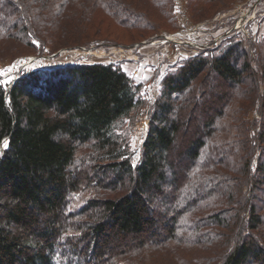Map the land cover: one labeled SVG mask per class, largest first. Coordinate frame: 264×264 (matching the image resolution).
<instances>
[{"label":"trees","instance_id":"1","mask_svg":"<svg viewBox=\"0 0 264 264\" xmlns=\"http://www.w3.org/2000/svg\"><path fill=\"white\" fill-rule=\"evenodd\" d=\"M100 11L141 36L177 25L173 0H0V43H108L86 34ZM161 86L133 166L119 130L146 102L120 64L0 78V264H264V39L230 36Z\"/></svg>","mask_w":264,"mask_h":264},{"label":"rangeland","instance_id":"2","mask_svg":"<svg viewBox=\"0 0 264 264\" xmlns=\"http://www.w3.org/2000/svg\"><path fill=\"white\" fill-rule=\"evenodd\" d=\"M215 1L221 3L214 6L217 3L209 0H173L176 28H160L155 33L142 36L137 30L118 27L100 11L93 27L85 31L89 38L111 39L108 43L99 41L95 45L67 47L63 46L66 41L63 39L62 44H55V48L49 46L46 50H35L23 43L1 42L0 78L11 84L23 72L38 68L84 62L120 64L128 74L143 82L141 94L146 104L127 117L119 130L123 137L128 138L133 160L137 163L148 131L150 106L160 94L162 78L168 71L230 36L245 40L250 47L253 41L264 39V0ZM223 2L232 3L234 9L219 10ZM156 18L163 21L161 15ZM142 69H151L150 76L142 74ZM255 116V111L250 112V119ZM201 117L198 116L199 122ZM146 121H149L148 125L144 126ZM3 148L0 146V155ZM186 256L189 262L193 260V252H187Z\"/></svg>","mask_w":264,"mask_h":264},{"label":"snow or ice","instance_id":"3","mask_svg":"<svg viewBox=\"0 0 264 264\" xmlns=\"http://www.w3.org/2000/svg\"><path fill=\"white\" fill-rule=\"evenodd\" d=\"M0 146L6 148V147L8 146V141H7V140H4V141L2 142V144H0ZM137 159H138V156H137ZM133 166H135V160H133Z\"/></svg>","mask_w":264,"mask_h":264},{"label":"crops","instance_id":"4","mask_svg":"<svg viewBox=\"0 0 264 264\" xmlns=\"http://www.w3.org/2000/svg\"><path fill=\"white\" fill-rule=\"evenodd\" d=\"M142 74H144L145 76H150V74H151V69H150V71L149 70H146V69H142Z\"/></svg>","mask_w":264,"mask_h":264},{"label":"built area","instance_id":"5","mask_svg":"<svg viewBox=\"0 0 264 264\" xmlns=\"http://www.w3.org/2000/svg\"><path fill=\"white\" fill-rule=\"evenodd\" d=\"M148 122H149V121H146V122L144 123V126L148 125Z\"/></svg>","mask_w":264,"mask_h":264}]
</instances>
